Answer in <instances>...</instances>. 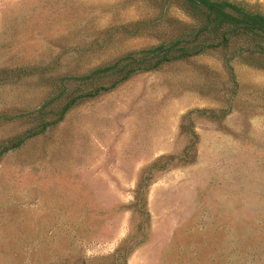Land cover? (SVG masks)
<instances>
[{"label": "rangeland", "instance_id": "374dc122", "mask_svg": "<svg viewBox=\"0 0 264 264\" xmlns=\"http://www.w3.org/2000/svg\"><path fill=\"white\" fill-rule=\"evenodd\" d=\"M193 24L182 0H0V264H264V69L232 44L85 79Z\"/></svg>", "mask_w": 264, "mask_h": 264}, {"label": "trees", "instance_id": "16d2710c", "mask_svg": "<svg viewBox=\"0 0 264 264\" xmlns=\"http://www.w3.org/2000/svg\"><path fill=\"white\" fill-rule=\"evenodd\" d=\"M182 1L194 24L174 38L164 40L150 49L132 52L115 64L86 76L85 79L90 80L116 70L119 66L122 68L121 71L126 72L121 81L112 87H100L91 96L114 88L134 73L156 70L165 63L200 55L210 49H226L232 44H236L238 48L233 56L246 58L254 66L264 69L263 13L253 11L248 5L232 0ZM69 109L70 106L65 108L60 120ZM25 141L26 139H23L3 152L17 149Z\"/></svg>", "mask_w": 264, "mask_h": 264}]
</instances>
